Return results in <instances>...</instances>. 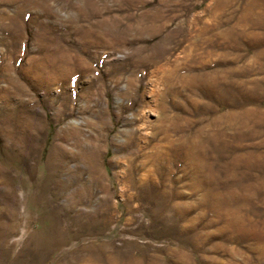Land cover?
I'll return each mask as SVG.
<instances>
[{"label": "rangeland", "instance_id": "374dc122", "mask_svg": "<svg viewBox=\"0 0 264 264\" xmlns=\"http://www.w3.org/2000/svg\"><path fill=\"white\" fill-rule=\"evenodd\" d=\"M0 264H264V0H0Z\"/></svg>", "mask_w": 264, "mask_h": 264}]
</instances>
